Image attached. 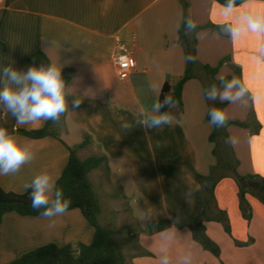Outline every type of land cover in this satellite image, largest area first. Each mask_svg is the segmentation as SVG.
Here are the masks:
<instances>
[{"label":"crops","instance_id":"crops-1","mask_svg":"<svg viewBox=\"0 0 264 264\" xmlns=\"http://www.w3.org/2000/svg\"><path fill=\"white\" fill-rule=\"evenodd\" d=\"M221 6L214 0H0V41L5 45L0 53V89H18L5 70L38 68L31 62L37 53L61 73L73 70L71 82L65 85L70 100L58 117L59 139L33 140L17 133L42 129L50 120L20 125L0 102V128L31 157L17 172L0 176L3 190L24 194L33 190L37 176L48 175L53 182L48 193L51 203L67 165V147L77 148L89 137L90 145L78 150V157L105 159L89 180L100 201L99 222L115 233L127 264H161L165 255L169 264H182L188 255L190 264H230L195 241L188 225L202 191L198 176H209L217 164L210 139L214 131L208 119L210 100L203 82L187 81L182 107L172 103L169 114H163L159 105L165 84H178L186 72L180 41L186 12L199 28V62L218 68V81L230 77L248 86V94L239 100L229 103L219 96L217 100L225 104L227 121L250 123L255 116L251 126L231 125L227 132L234 140L230 145L239 162L237 173L264 177V64L253 60L255 36L234 40L224 30L230 21L224 20ZM240 8L264 11V0H247L236 7ZM121 45L134 53L137 62L125 81L118 78L113 62ZM75 102L79 103L74 107ZM147 117L167 118V122L155 126ZM102 194L110 201L108 207L102 204ZM215 199V211L227 213L231 226L228 234L221 223H205L206 234L217 246L239 257L243 248L264 244V204L247 196L252 208L247 227L234 176L219 182ZM110 220L115 221L114 228ZM93 236L79 210L53 217L10 213L0 226V264L49 244L89 245ZM168 236L173 239L166 241ZM250 258L232 264L264 263L262 254Z\"/></svg>","mask_w":264,"mask_h":264},{"label":"trees","instance_id":"trees-1","mask_svg":"<svg viewBox=\"0 0 264 264\" xmlns=\"http://www.w3.org/2000/svg\"><path fill=\"white\" fill-rule=\"evenodd\" d=\"M214 1L220 5L226 3V0ZM246 1L233 0L235 7L242 5ZM184 7L186 10L188 5L184 3ZM187 18L186 12H184L183 22L180 27V41L185 49L187 68L185 75L178 84L174 86L168 83L165 84L159 100L160 110L163 114L170 113L172 103L182 107V90L185 83L191 79H200L203 82L206 93L213 86L219 92V90L224 89V82L232 81L230 77L218 81L216 79L218 68H211L199 62L196 55V33L199 28L197 27L194 32L187 31L185 28V20ZM4 49L5 45L0 41V53ZM31 62L38 68H48L51 66L42 53L33 55ZM61 74L65 85H68L72 80L73 70L65 69ZM65 74L69 75L66 76ZM236 74L240 77L241 72L239 69L236 71ZM165 98L168 99L167 104H165ZM69 100L70 98L66 95V104ZM209 100L210 110L213 108L224 109L225 104L220 103L217 99ZM208 119L211 121L209 114ZM53 122L54 120H50L42 129L38 130L18 129L17 133L33 140H41L47 137L59 139L58 134L52 130ZM252 122H256L254 115H252L250 123L226 121L224 126L213 124L214 131L210 139L215 144L214 155L217 158V164L209 176H198V182L202 191L197 202L195 215L188 225L193 229L194 240L216 257H220L221 251L217 244L206 234L205 223L208 221L221 223L225 231L231 234V226L227 213L220 210L215 211V190L219 182L229 176L235 177L240 209L244 218L251 219V209L247 201L248 195H255L264 200V177L258 175L240 176L237 173L239 162L228 142L229 135L227 129L229 126L248 127L251 126ZM90 143L91 139L86 137L77 148L67 147L69 151L67 165L55 184V193L62 191L63 199L69 202L66 212L79 210L82 213L93 229L94 236L92 243L89 245L80 243L77 245V249L73 245L59 247L55 244H49L28 252L8 264H127L123 252L116 243L115 233L111 229L102 226L99 222L100 201L89 180V175L93 171L103 167L105 159L102 157H89L81 160L78 157V150L87 148ZM32 192L33 190L31 189L24 194L7 192L0 185V226L4 216L7 214L16 213L23 217H40L45 208L53 206L56 199L55 193L51 203L40 209H33L31 206Z\"/></svg>","mask_w":264,"mask_h":264},{"label":"clouds","instance_id":"clouds-1","mask_svg":"<svg viewBox=\"0 0 264 264\" xmlns=\"http://www.w3.org/2000/svg\"><path fill=\"white\" fill-rule=\"evenodd\" d=\"M221 10L224 20L230 21L224 24V30L234 40L247 37L249 34L257 38L253 60L256 64H264V11L236 9L233 0H226ZM185 28L187 31L194 32L197 24L191 18H187ZM5 75L10 82L20 87L0 89V102L16 117L18 124L34 123L41 119L56 120L66 110L65 83L61 70L56 65L48 68L31 67L26 72L6 69ZM223 88V92H218L213 86L207 93L209 99L215 100L219 96L220 100L231 103L248 94V86L239 81H226ZM233 88L237 89L234 93L231 91ZM78 103L75 102L73 106H78ZM167 103L168 99L165 98V104ZM209 116L211 123L217 126H224L228 119L227 113L218 108L211 109ZM166 122L167 118L151 121L155 126ZM228 142L234 143L233 138H229ZM30 158L29 151L10 136L6 129L0 128V175L17 172ZM31 187L33 188L32 208L40 209L48 205V193L53 187L51 178L48 175H39L33 180ZM55 196L53 206L45 208L41 213L42 216L53 217L67 211L69 202L63 199V192L57 191ZM172 239V236L165 237L166 241ZM190 262V255L182 260V264H190ZM161 264H169L167 255L162 257Z\"/></svg>","mask_w":264,"mask_h":264},{"label":"rangeland","instance_id":"rangeland-1","mask_svg":"<svg viewBox=\"0 0 264 264\" xmlns=\"http://www.w3.org/2000/svg\"><path fill=\"white\" fill-rule=\"evenodd\" d=\"M52 130L55 131V132H58L60 130V125H59V120L58 119H56L54 121V124L52 125ZM94 178H95V176L93 175V180H94ZM249 196H252V197L256 198L257 200H259L261 203L264 204V200L263 199H260V198H258L255 195H249ZM101 200H102V204H103L104 207H108L109 206L110 201L104 197V194H102V199ZM250 209H251V214H252V208L250 207ZM249 222H250V219L249 218L248 219L245 218V222L244 223H247V227H248ZM108 224L111 226V228H114V226L116 225L115 221H113V220H110ZM218 247L221 250L220 260L223 261V262L224 261L225 262L228 261L230 264H232V262L235 261V260H241L242 261V259H243V262H245V263L246 262H250V261H248L249 259L252 260L250 258V254H256V255H261L262 254V255H264V244H262V243H261V247L259 246V247H245V248H243L241 250L240 254H239V257H238L237 254H235L236 252L232 253V251L229 248H227V247H224V249H222L219 245H218ZM74 248L77 249V246L74 247ZM217 259H219V258H217ZM257 264H264V263H262L261 261H258Z\"/></svg>","mask_w":264,"mask_h":264},{"label":"built area","instance_id":"built-area-1","mask_svg":"<svg viewBox=\"0 0 264 264\" xmlns=\"http://www.w3.org/2000/svg\"><path fill=\"white\" fill-rule=\"evenodd\" d=\"M113 62L116 74L121 81H125L128 75L137 67L134 53L124 45L120 46L119 51L114 56Z\"/></svg>","mask_w":264,"mask_h":264},{"label":"water","instance_id":"water-1","mask_svg":"<svg viewBox=\"0 0 264 264\" xmlns=\"http://www.w3.org/2000/svg\"><path fill=\"white\" fill-rule=\"evenodd\" d=\"M147 120H149V121H153V119H150L149 117H147Z\"/></svg>","mask_w":264,"mask_h":264}]
</instances>
